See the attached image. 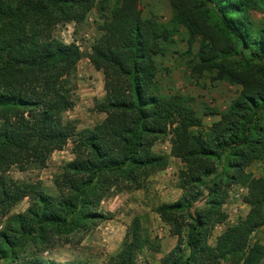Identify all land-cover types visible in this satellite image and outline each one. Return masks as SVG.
Listing matches in <instances>:
<instances>
[{"label":"trees","instance_id":"1","mask_svg":"<svg viewBox=\"0 0 264 264\" xmlns=\"http://www.w3.org/2000/svg\"><path fill=\"white\" fill-rule=\"evenodd\" d=\"M96 2L0 0V264H89L57 263L38 253L54 236L109 218L98 210L101 201L145 188L169 155L183 163L181 193L154 209L177 237L160 264H260L264 241L250 243V236L258 229L264 236V178L246 171L254 160L264 162V29L251 17L259 0H169L173 28L143 17L139 0L102 4L107 13L88 56L103 74L104 95L94 108L105 116L78 129L63 114L74 105L73 78L82 54L53 30L82 21ZM175 26L187 29L189 45L199 38L195 71L216 68L218 76L241 86L206 130L189 100L161 94L156 80L155 55L165 54ZM166 138L169 154L156 153L153 146ZM68 141L73 158L54 175V193L40 181L4 175L11 166H44ZM236 183L248 187L249 210L209 245L212 229L226 219L227 189ZM24 197L26 210L9 215ZM198 201L204 206L196 207ZM144 249L157 252L159 245L134 217L107 264H138Z\"/></svg>","mask_w":264,"mask_h":264},{"label":"rangeland","instance_id":"2","mask_svg":"<svg viewBox=\"0 0 264 264\" xmlns=\"http://www.w3.org/2000/svg\"><path fill=\"white\" fill-rule=\"evenodd\" d=\"M113 2L114 0H97L82 21L59 23L53 30V35L62 41L76 43L82 54L77 62L73 78L74 105L63 114L64 119L76 121L78 129L91 127L105 116L94 108L95 101L102 99L104 95L103 74L94 68L88 55L99 35L98 25L102 23L107 13L100 7L102 4L112 6ZM138 6L143 17L154 16L159 23L174 27L169 0H139ZM251 17L255 27L264 29V0H259V8L251 12ZM189 41L187 29L184 26H175L174 34L165 45V54L155 55L156 80L161 94H180L186 97L202 118L203 128L206 130L219 118V113L228 108L231 100L240 92L241 86L230 82L225 77L218 76L216 68L195 71L193 67L198 62L196 53L199 38H194L191 45ZM161 142L164 147L166 144L169 146L168 138ZM163 146L160 149H163ZM72 158V143L68 141L61 150H55L50 154L44 166H30L25 169L11 166L4 175L18 182L40 181L47 191L54 193V175ZM246 171L253 177L264 178V162L260 159L254 160ZM157 175L155 173L150 176L143 189L122 191L103 199L98 210L109 218L96 220L89 224V227H84L67 236L58 238L54 236L52 244L43 248L38 255L42 259L57 263L82 261L89 264H107L110 257L119 251L125 231L132 219L138 217L151 240L159 245V250L153 252L150 249H144L138 254L137 262L138 264H160L161 257L175 246L177 237L171 233V226L163 222L154 209L158 204L174 201L180 195L177 196L178 190L173 187L172 180L175 179L173 174L165 173L155 178ZM163 179H167L169 184L162 185ZM175 183H178V179ZM240 188H242L241 196L237 198L235 194ZM247 195L246 184L236 183L228 187L225 202L222 204L226 219L212 229L208 237L209 245L215 244L217 237L228 225H233L246 216L249 210V205L245 201ZM28 204L29 198L24 197L11 208L9 215L24 212ZM195 206L203 207V201H198ZM4 221L5 217L0 218V229ZM186 230V228L183 229L184 236ZM263 239V233L258 229L251 234L250 243L255 240L263 243ZM2 264L7 263L2 262ZM214 264L227 263L220 259ZM260 264H264V256Z\"/></svg>","mask_w":264,"mask_h":264},{"label":"crops","instance_id":"3","mask_svg":"<svg viewBox=\"0 0 264 264\" xmlns=\"http://www.w3.org/2000/svg\"><path fill=\"white\" fill-rule=\"evenodd\" d=\"M101 114H104L101 112ZM104 118V116L102 117V119ZM162 145V142L161 141H158L157 143H155V145L153 146V150L156 152V153H162V154H169L170 152V143H169V146L166 144L165 147L163 146V149H160ZM183 167V163L181 162L180 158L176 157V156H171L169 155V160H168V164L167 166L158 171L157 172V176H155V178L157 177H160L161 175H165V173H169V174H173L175 176V179H173L172 181L174 182L173 184V187H175L174 189H177V196L180 195L181 193V189L177 186V183L176 180H177V176H178V171L179 169H181ZM167 179H163L161 180V184L162 185H168L169 182H167ZM143 189V188H141Z\"/></svg>","mask_w":264,"mask_h":264},{"label":"built area","instance_id":"4","mask_svg":"<svg viewBox=\"0 0 264 264\" xmlns=\"http://www.w3.org/2000/svg\"><path fill=\"white\" fill-rule=\"evenodd\" d=\"M241 191H242V188H240L239 191L235 194V196H236L237 198H240V196H241Z\"/></svg>","mask_w":264,"mask_h":264}]
</instances>
